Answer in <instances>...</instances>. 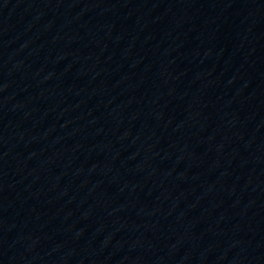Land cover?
Wrapping results in <instances>:
<instances>
[{"label": "water", "instance_id": "obj_1", "mask_svg": "<svg viewBox=\"0 0 264 264\" xmlns=\"http://www.w3.org/2000/svg\"><path fill=\"white\" fill-rule=\"evenodd\" d=\"M0 264H264V0H0Z\"/></svg>", "mask_w": 264, "mask_h": 264}]
</instances>
